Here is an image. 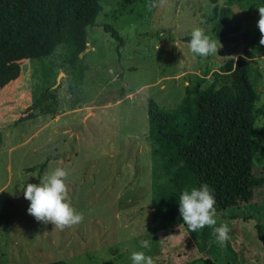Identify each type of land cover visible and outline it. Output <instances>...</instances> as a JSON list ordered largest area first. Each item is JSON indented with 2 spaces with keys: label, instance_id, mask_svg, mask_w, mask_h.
Segmentation results:
<instances>
[{
  "label": "rangeland",
  "instance_id": "1",
  "mask_svg": "<svg viewBox=\"0 0 264 264\" xmlns=\"http://www.w3.org/2000/svg\"><path fill=\"white\" fill-rule=\"evenodd\" d=\"M262 2L233 7L243 31L256 27ZM101 6L95 26L87 28L82 54L87 70L80 87L63 69V45L47 58L0 66V264H131L130 253L140 250L141 239L152 240L146 254L153 264H203L205 259L264 264V239L255 226L264 235V184L249 204L216 213L218 224L231 229L223 247L208 226L196 233L184 224L153 228L161 170L151 154L147 120L148 98L173 108L196 77L242 54L261 74L259 107L264 103L261 35L254 46L217 39V56L194 57L185 40L193 27L214 38L211 24L205 23L213 5L206 0L136 5L102 0ZM104 25L118 34L119 48ZM47 86L57 95V115L27 112L32 96ZM122 87L132 92L120 98ZM255 125H264V116ZM56 167L68 173V200L84 216L80 224L62 230L28 214L22 195L24 184L39 183ZM253 167L264 176V154L256 156Z\"/></svg>",
  "mask_w": 264,
  "mask_h": 264
},
{
  "label": "trees",
  "instance_id": "2",
  "mask_svg": "<svg viewBox=\"0 0 264 264\" xmlns=\"http://www.w3.org/2000/svg\"><path fill=\"white\" fill-rule=\"evenodd\" d=\"M136 5L143 0H118ZM213 5L205 18L213 35L227 43L250 41L261 35L257 25L243 31L233 7L244 9L255 0H206ZM102 0H0V66L22 60H41L63 45V69L76 87L87 70L80 57L87 48V28L95 26ZM103 30L119 42L109 26ZM188 38L185 40L187 41ZM121 46L119 42L118 48ZM117 48L118 58L120 56ZM209 76L208 78H206ZM261 74L245 54L226 59L211 74L204 71L173 108L160 107L147 99L148 138L152 156L161 174L157 176L153 200V228L165 230L183 224L177 209L181 190L207 183L216 199L217 213L249 204L254 190L264 184V176L254 172L257 155L264 154V125L255 122L264 116L259 107ZM131 89L122 87L121 98ZM57 95L52 86L34 94L27 112L39 116L57 115ZM258 236L264 239L259 224ZM203 264H218L205 259ZM47 264H67L58 260Z\"/></svg>",
  "mask_w": 264,
  "mask_h": 264
},
{
  "label": "clouds",
  "instance_id": "3",
  "mask_svg": "<svg viewBox=\"0 0 264 264\" xmlns=\"http://www.w3.org/2000/svg\"><path fill=\"white\" fill-rule=\"evenodd\" d=\"M259 13L257 28L261 33L260 44L264 45V2L256 8ZM189 52L194 57L217 56L220 47L218 40L199 26L193 27L186 41ZM219 45V47H217ZM68 173L62 167H56L39 177L37 184H24L22 195L29 202L27 213L37 221L50 223L58 229L80 224L83 213L72 207L67 197L66 178ZM177 209L182 223L191 233H196L206 226L212 228L216 243L223 247L230 237V227L217 220L216 199L214 190L207 183H200L180 191ZM152 240L138 241L140 250L130 253L131 264H153L151 255L146 250L151 247Z\"/></svg>",
  "mask_w": 264,
  "mask_h": 264
},
{
  "label": "water",
  "instance_id": "4",
  "mask_svg": "<svg viewBox=\"0 0 264 264\" xmlns=\"http://www.w3.org/2000/svg\"><path fill=\"white\" fill-rule=\"evenodd\" d=\"M80 57H82V54L80 55ZM58 82H59V77L56 80V84H58Z\"/></svg>",
  "mask_w": 264,
  "mask_h": 264
}]
</instances>
